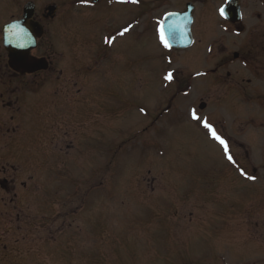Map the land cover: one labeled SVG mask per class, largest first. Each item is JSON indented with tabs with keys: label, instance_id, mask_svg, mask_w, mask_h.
<instances>
[{
	"label": "rangeland",
	"instance_id": "obj_1",
	"mask_svg": "<svg viewBox=\"0 0 264 264\" xmlns=\"http://www.w3.org/2000/svg\"><path fill=\"white\" fill-rule=\"evenodd\" d=\"M51 1L37 0L39 6ZM57 1L67 4V0ZM74 1L77 0H69L68 5ZM1 2L4 6L5 2ZM200 2L199 11L206 18L207 7L214 0ZM79 8L74 7L75 20L81 22L85 12ZM0 16L3 17L1 11ZM207 18L211 20V16ZM83 23L75 30L78 44L87 37ZM143 28L117 43L122 49L116 61L118 72H112L106 81L112 83L117 77V92L113 85L106 87L104 93L110 94L103 98V107H96L101 118L94 121L92 117L87 126L75 121L76 134H82L86 126L90 152L83 155L80 143L73 171L70 170L75 180L74 202L69 207L74 216L71 233L58 232L47 238L41 232L40 237H29L26 244L22 242L18 262L213 264L217 253L227 256L230 245L255 246L264 253L262 127L248 119V109L241 107L234 111L236 114H226L219 105L225 98L220 97L217 105L206 97L201 100L202 92L208 88H192L188 96L182 90L177 95L179 87L186 85L185 74H190L186 71L198 65L194 50L171 53L168 60L160 53L163 45L159 31L152 34ZM142 31L147 34L142 36ZM99 32L95 37L102 30ZM165 71L172 74L171 80L165 79ZM95 84H99L98 78ZM85 91H89L88 87ZM203 102L207 104L201 110ZM86 109L83 115L90 117ZM193 110L200 120L192 119ZM207 116L216 134H233L229 140L222 139L235 163L228 161L223 147L203 127ZM108 149L111 151L106 152ZM241 171L255 179H247ZM66 194L59 193V203ZM246 230L254 235L246 241L249 244L242 243L247 238ZM54 245L57 248L51 249ZM4 255L0 253L3 261ZM227 260L222 259L233 264Z\"/></svg>",
	"mask_w": 264,
	"mask_h": 264
},
{
	"label": "flooded vegetation",
	"instance_id": "obj_2",
	"mask_svg": "<svg viewBox=\"0 0 264 264\" xmlns=\"http://www.w3.org/2000/svg\"><path fill=\"white\" fill-rule=\"evenodd\" d=\"M3 1L4 6L0 0V253L5 254V260L1 257L0 264H22L21 259L16 260L17 255L24 246L22 242L26 244L31 236L40 237L45 232L48 238L58 232L71 233L74 216L69 207L74 202L75 180L70 170L73 171L75 154L80 152V143L83 155L90 149L85 127L92 117L94 121L101 118L96 107H103V98L109 96L104 93L106 87L113 85L117 92V77L113 76L112 83L106 82L112 72H118L116 61L122 49L117 43L142 26L153 34L162 27L160 22L166 15L183 13L187 4H192L190 50L195 52L198 70L186 71L190 73L184 77L186 86L190 88L194 81L195 87L199 84L196 90L208 88L202 92L201 100L206 97L214 105L220 97L225 98L227 102L222 100L219 105L226 114H236L234 111L241 107L250 110L248 119L258 123L264 133V0H214L207 7L211 20L200 13L201 0H77L74 3L85 2L86 21L80 23L86 26L87 37L82 44L75 37L79 22L75 20L74 3L68 5L69 0L65 5L52 0L41 6L37 0ZM53 4L57 11L52 16L49 6ZM221 8L225 10L223 16ZM14 24L18 25L12 31L8 27ZM125 28L128 31L120 35ZM100 29L101 35L95 37ZM146 34L142 31L141 35ZM161 53L170 59L171 50L163 49ZM112 96L116 98V94ZM85 108L90 117L83 115ZM75 121L86 125L82 134L75 133ZM62 179L70 182H61ZM65 191L59 203V193ZM261 227L264 229V224ZM244 234L247 238L242 243L249 244L246 241L254 235L250 230ZM72 236L74 239V233ZM226 257L233 264H262L264 253L255 246L230 245ZM214 258L213 264H226L219 253Z\"/></svg>",
	"mask_w": 264,
	"mask_h": 264
},
{
	"label": "water",
	"instance_id": "obj_3",
	"mask_svg": "<svg viewBox=\"0 0 264 264\" xmlns=\"http://www.w3.org/2000/svg\"><path fill=\"white\" fill-rule=\"evenodd\" d=\"M56 8H50L51 15H54ZM192 7L187 6L186 12L182 14H172L167 16L164 21V33L168 44L172 48H180L187 46L191 41L190 29L192 26ZM18 24L9 26L10 30H15ZM201 108H204L202 106Z\"/></svg>",
	"mask_w": 264,
	"mask_h": 264
},
{
	"label": "snow or ice",
	"instance_id": "obj_4",
	"mask_svg": "<svg viewBox=\"0 0 264 264\" xmlns=\"http://www.w3.org/2000/svg\"><path fill=\"white\" fill-rule=\"evenodd\" d=\"M121 2H124V0H121ZM130 2L132 3H135L136 0H130ZM225 13V10L224 8H221L220 9V14L223 16ZM171 15V14H170ZM167 19V17L165 18ZM161 25L163 24V21L160 22ZM128 29L125 28L123 32L120 33V35H124L125 32H127ZM159 31V35H160V43L165 47V48H169L170 45L168 44L167 42V39L165 37V33H164V30H163V27L159 28L158 29ZM106 42H111V41H106ZM165 79L167 80H171L172 79V74L169 73L167 76H165ZM191 117L193 120H200V117H198V115L196 114V112L193 110L192 113H191ZM203 127L205 129L208 130L209 134L211 135V137L216 140L224 149V155L226 156V158L228 159V161L230 163H235L232 156L229 154V149H228V145L227 143L220 137L216 134L215 130L212 128V126L207 122V121H204L203 122ZM242 176H246V173H244L243 171H241L240 173ZM247 179H251V180H254L255 177H251V176H246Z\"/></svg>",
	"mask_w": 264,
	"mask_h": 264
}]
</instances>
